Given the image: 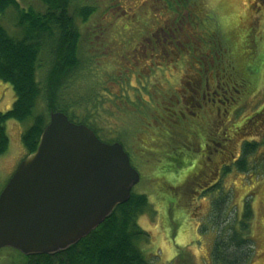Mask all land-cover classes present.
<instances>
[{
	"label": "trees",
	"instance_id": "1",
	"mask_svg": "<svg viewBox=\"0 0 264 264\" xmlns=\"http://www.w3.org/2000/svg\"><path fill=\"white\" fill-rule=\"evenodd\" d=\"M73 1L41 0L44 11H36L32 7L21 9L17 0H0V81L10 84L15 94L12 108L0 113V154L9 148L6 131L9 119L22 123L33 119L32 125L22 134V142L30 155L37 150L52 112H63L72 122L91 128L100 138V134L111 127L106 122L107 117H110L109 112L133 105L130 103L134 102L130 98L133 92L136 97L158 98V105L164 108L165 114L161 121L167 128V134H159L161 128L155 127L159 126L155 119L152 121L155 128L145 130V126L139 125L134 137L135 142L140 141L141 145L146 146L148 154L164 163L154 165L148 171H151L155 180L153 183L161 195L166 194V191L170 195L174 191H182L179 194L182 199L183 195L190 197L191 191L194 194L200 190L206 193L221 186L222 177L233 170L242 174H251L253 170L256 172V166L264 162V104H257L258 109L251 114L238 113L243 103L251 104L254 101L256 89L260 87L252 75L258 73V63L252 60L255 57L245 58L239 63L235 54L233 43L240 45L242 52L247 53L244 47L249 43L248 37L253 34L247 33L241 26L242 18L236 15L237 25L226 33L215 22L213 24L210 12L205 9L198 12L201 21L198 18L195 38L198 36L199 41L193 40L189 46L177 44L179 50L172 55L173 58L162 56L166 58L163 60L165 63L158 69L164 71L169 68L165 67L168 65L182 71L183 83H180L179 88L176 87L179 93L176 98L163 88V84L160 90L153 88L150 78L146 82L138 80L137 87L129 88L131 75L127 74L130 72L126 68L118 67L119 72L110 70V75L104 72L99 74L100 71L93 69V59L87 57L88 60H85L86 56L81 52V32L76 16L86 23L97 12V8L81 6L75 16L72 12ZM177 5L171 4L167 12L170 23L179 25L185 7L179 8ZM10 9L16 13L20 36L11 35L1 24L3 16ZM107 26L104 24L102 33H106ZM180 27L187 32L186 26ZM181 29L178 33L182 34L184 31ZM219 39L224 42L221 43ZM182 49L186 52L195 51L194 59L202 63L203 69L194 70L191 57H183ZM99 52L104 51L100 49ZM86 76L98 84L89 97L73 92L78 80ZM163 90L168 94L163 93ZM101 92L103 95L109 92L113 102H102ZM163 95L171 98L164 100ZM175 101L179 103V110H173ZM100 104L105 106L104 109H98ZM139 105L151 107L144 99ZM76 106L82 109L81 113L76 111ZM107 106L109 109H106ZM157 115L159 117L158 112ZM229 117L231 121H228ZM227 123L233 124L232 129L228 128ZM122 138L103 141L119 142L124 146ZM185 147L193 149V153L201 149L206 151V165L203 166L193 154L186 155L182 150ZM252 162L256 166H251ZM173 175L178 176L180 181L175 189L162 183L166 177L172 179ZM197 178L198 183L190 182ZM216 199H219L218 204L214 203V206L220 216L226 209V200L221 197ZM148 205L146 195L132 191L126 203L119 205L111 217L73 247L53 255L25 256L19 252L21 259L17 264H150L141 249L146 233L138 224L139 216ZM169 207L171 213L173 203ZM247 231L237 234L233 230L228 236H219L212 250L213 263L250 262L254 246Z\"/></svg>",
	"mask_w": 264,
	"mask_h": 264
},
{
	"label": "rangeland",
	"instance_id": "2",
	"mask_svg": "<svg viewBox=\"0 0 264 264\" xmlns=\"http://www.w3.org/2000/svg\"><path fill=\"white\" fill-rule=\"evenodd\" d=\"M17 1L21 9L27 10L32 7L36 11H44L41 0ZM140 1L122 0L125 7L129 6L134 9L137 8ZM253 1L210 0L206 4L211 7L206 6L205 8L207 12H210L213 24L215 22L226 33L237 25V22H235L237 19L236 15L239 17V14L244 16L242 17L241 26L247 30V33L249 30L253 32L247 39L249 43L246 47H244V44L242 45L249 55L242 52L240 45L233 43L239 63H242L245 58L250 59L252 56L255 57L252 60L258 63V73H252V75L255 77L254 81L260 83V87L256 89L257 93L253 98L254 101L251 104L243 103L238 112L248 114L256 111L259 105L262 106L264 104V8L261 10L262 13L259 14V17H261L259 22L256 21L252 17L254 10H248L249 4ZM114 3V0L73 1L72 12L75 16L81 6L89 5L97 8V12L86 23L76 16V23L81 32V52L83 56H86L84 57L85 60H88V58L93 59L92 68L100 71L98 72L99 74L104 72L110 75V70L119 72L120 70H117L118 67L126 68L130 72L127 74L131 75L129 88L137 87L139 76H141V80L144 82L151 79L153 88L160 90V86L163 84L164 87H162L177 98L179 93L176 87L179 88L182 82V71L168 65L165 67L169 68L164 71L157 70L156 66L153 69L147 68L150 66L147 64L148 60L155 64L158 61H163L156 54L157 50L154 49L153 39L150 42H142V39L145 36H151L154 28L162 22L160 16L152 14L151 4L144 7L138 13V16H134L132 20L127 13L124 14L118 9L107 15V7L114 5ZM253 8L255 9V6ZM134 9L130 13L137 10ZM105 22L108 25L106 27L107 31L102 33L105 30ZM1 24L11 35L20 36L16 23V13L13 9L5 13ZM217 29L220 30L219 28ZM241 39L243 40L242 37ZM171 40H177V38H171ZM219 41L221 43L224 42L223 39H219ZM136 43L142 44L143 47L134 49ZM185 44L189 46L192 43L185 42ZM100 49L104 52L100 53ZM181 51L183 57H191V67L194 70L200 71L203 69L202 63L194 59L193 53L195 51L186 52L184 49ZM163 63L165 62L163 61ZM177 66L180 67L181 64ZM136 72H140V75H135ZM97 87L98 84H95L94 79L86 76L83 80H78L73 92L89 97L90 92L94 93ZM116 90L118 89L116 88ZM162 92L168 94L164 90ZM108 93L106 95L102 93V102H113ZM131 95L130 98L134 102L130 103L133 105L120 107L121 109L117 112L110 113L107 111L110 117H107L106 122L111 127L109 130L106 129L105 133L100 134V139L112 140L120 138V136L124 137L122 138L125 144L124 148L130 155L132 165L141 176V180L134 187L133 192L144 194L149 200V205L138 218V224L146 233V240L141 243V249L150 264H214L212 250L215 240L219 236L230 235L233 230L240 234L241 231L244 232L246 229L249 230L247 235L253 241L254 246L251 260L247 264H264V162L257 166L252 162L251 166H256V172L253 170L251 174H242L235 170L231 171L222 177L221 186H216L212 191L206 193L198 190L199 193L194 194L191 191L190 197L182 194L184 196H182V199L179 195L182 191L177 193L174 191L172 195L166 191V194L161 195L153 183L155 180L151 171H148L152 170L154 165L157 166L164 163L148 154L146 146L141 145L140 141L135 142L134 137L138 132L139 125L145 126L143 127L145 130L159 127V129L161 128L159 133L161 136L167 134V128L161 121V117L165 114L164 108L162 105H158L160 103L158 98L154 100L151 96L150 98L148 96L143 98L141 96L136 97L137 95L133 92ZM67 96H69V92ZM169 98L171 97L162 96L164 100ZM143 99L148 102L151 109L139 105L143 102ZM14 102L15 94L12 86L0 81V113L10 110ZM176 104L177 101L174 102L173 110H179V103ZM257 104L259 105L256 106ZM107 105L109 106L110 104ZM153 105H155V110H153ZM103 106V104H100L98 109H104ZM108 106L106 109H109ZM76 108H78L77 112H82L81 108L77 106ZM155 119L159 122V126L154 127L152 121ZM228 121H231L230 117ZM32 122V118L24 123L15 119H9L6 122L9 148L4 154H0V193L19 164L28 155V150L22 142V134L32 125ZM231 125L233 126V124L227 123L229 129H232ZM260 138L262 139V137ZM182 150L186 155L193 154L203 166L206 165L207 159L204 156L206 151H203V149L194 153L193 149L188 147L182 148ZM198 180L199 178L191 179L190 182L198 183ZM177 182H180L178 176L173 175L172 179L166 177L162 183L175 189ZM219 197L222 200H226V209L220 216L217 215V210L214 206V203L218 204L219 199L216 198ZM171 203H173L174 207L170 213L169 206ZM244 238H247L246 235H244ZM20 259L21 256L17 250L5 248L0 251V264H17Z\"/></svg>",
	"mask_w": 264,
	"mask_h": 264
},
{
	"label": "water",
	"instance_id": "3",
	"mask_svg": "<svg viewBox=\"0 0 264 264\" xmlns=\"http://www.w3.org/2000/svg\"><path fill=\"white\" fill-rule=\"evenodd\" d=\"M140 180L123 144L52 112L37 150L0 193V251L53 255L73 247L126 203Z\"/></svg>",
	"mask_w": 264,
	"mask_h": 264
},
{
	"label": "flooded vegetation",
	"instance_id": "4",
	"mask_svg": "<svg viewBox=\"0 0 264 264\" xmlns=\"http://www.w3.org/2000/svg\"><path fill=\"white\" fill-rule=\"evenodd\" d=\"M209 1L210 0H141L138 3L137 8H135L137 10L130 13V11L133 10L134 8L129 7V6L125 7L124 2H122V0H114L115 2L114 5L107 7L108 9L106 10V14L108 15V13L114 11L115 9H118L124 14L127 13L130 16V19L132 20L134 16H138V13L144 7H147L148 4H151L152 14L154 16H160L162 22L154 28V31L152 32L151 36L149 37L143 36L144 38L142 39V42H145V43L146 41L150 42V40L153 39L154 49L157 50L156 54L159 55L160 58L165 60L166 58H163L162 56L166 55V56L172 57V55L173 54L175 55L176 51L179 50V48H177L178 47L177 44L180 46L185 42H192L193 40H195L194 42L199 41V39L197 38L198 36L195 38V34H196L195 27L199 24V22H197L199 18L198 12L204 10L206 6H208L206 3ZM171 4H176V5L181 4L180 6L177 5L179 8L181 6L185 7L181 15L182 19L180 20L179 25L176 24V22H174L173 25L172 23H170V17L168 16L169 12H167V10L169 11L170 9L169 6ZM254 6H255V9L253 8ZM263 8H264V0H254L252 3L249 4L248 10L250 9L254 10L252 17L255 18L256 21L259 22L260 20L259 18H261L259 17V14L262 13L261 10ZM159 12H160V15H159ZM242 17L244 16L242 14H239V18H242ZM199 21H201V19ZM104 24H106V22ZM181 25L182 27L183 26L187 27V32H185L184 29H181L180 27ZM180 29L181 31H184V33L182 34L180 32L178 33ZM249 32L251 33L252 30H249ZM175 37L177 38V40H171V38L175 39ZM141 46L143 47L142 44L136 43L134 46V49L137 47L139 48ZM183 47L188 50L186 46H183ZM147 64L150 65L147 68L153 69L156 66V69L158 70L159 68L163 66V61H158L155 64L153 62H150V60H148ZM139 73L140 72H136L135 75L137 74L140 75ZM139 80L141 81V76L139 77Z\"/></svg>",
	"mask_w": 264,
	"mask_h": 264
}]
</instances>
